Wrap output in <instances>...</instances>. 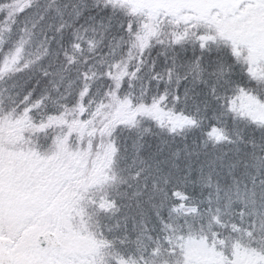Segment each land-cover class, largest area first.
I'll list each match as a JSON object with an SVG mask.
<instances>
[{
    "label": "snow or ice",
    "instance_id": "obj_1",
    "mask_svg": "<svg viewBox=\"0 0 264 264\" xmlns=\"http://www.w3.org/2000/svg\"><path fill=\"white\" fill-rule=\"evenodd\" d=\"M0 264H264V0H0Z\"/></svg>",
    "mask_w": 264,
    "mask_h": 264
}]
</instances>
